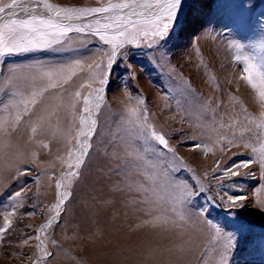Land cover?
<instances>
[{
    "label": "rangeland",
    "instance_id": "rangeland-1",
    "mask_svg": "<svg viewBox=\"0 0 264 264\" xmlns=\"http://www.w3.org/2000/svg\"><path fill=\"white\" fill-rule=\"evenodd\" d=\"M44 2L95 8L123 0ZM50 11L42 17L82 30L43 50L0 55V264H264V0H186L164 39L141 35L139 45L117 47L111 69L112 45L98 33L110 35L116 22ZM69 66L70 75L30 102L45 73ZM246 66H255L256 89L243 78ZM81 118L86 131L95 127L78 146ZM81 151L80 166L69 168ZM248 160L238 175H223ZM231 193L245 197L240 207H227Z\"/></svg>",
    "mask_w": 264,
    "mask_h": 264
},
{
    "label": "snow or ice",
    "instance_id": "snow-or-ice-1",
    "mask_svg": "<svg viewBox=\"0 0 264 264\" xmlns=\"http://www.w3.org/2000/svg\"><path fill=\"white\" fill-rule=\"evenodd\" d=\"M182 0H123L121 3H110L106 7H95V8H53L51 4H48L42 0L43 8L54 10L57 16L61 14L64 15L67 19L81 18L90 14L97 13H112L113 15L108 17V19L116 22V26L114 31L110 33V35L105 36L103 33H98L100 35L101 40L106 44H111L113 51L111 52V59H109L108 67L111 69V65L113 63L114 58L117 53L115 49L117 47H122L125 44L129 45H139V39L141 35L147 37L149 34L159 37L161 40L165 38L169 30V26L173 25L178 17V12L181 6ZM5 9H9L11 11L8 12V18L4 20L2 24H0V55H3L5 52L8 53H17V52H29L34 50H43L45 48L51 47L53 44L60 43V37H62L67 31L75 30L77 32L81 31V27L73 26L71 24H63V23H54L51 19H45L42 16L38 15H28V13L35 12L36 8L33 7L31 10L28 7L22 6L20 0H12L11 3L4 4L0 6V13H4ZM19 9V11H17ZM127 9L129 16H144L146 19L143 20H127L124 16L121 15L123 10ZM155 9L156 11H152ZM20 12L26 14L27 18H17L20 15ZM142 25H150L151 27H141ZM87 27V26H86ZM104 28L113 27V25H104ZM133 29V30H130ZM5 32L8 34V42H5ZM124 37V39H121ZM155 44V41H151L149 43V47H152ZM238 50L241 48V45H234ZM240 59V57H237ZM251 58L244 57V62L248 65V62ZM79 62H77V66ZM99 67V65H97ZM255 66H246L244 71L247 73L244 79L247 80L249 85L256 89L257 85L253 83L252 70ZM261 75V84H264V66L260 69ZM71 66L68 68H61L53 73H45L47 76V83L44 85V88L34 91L32 93L31 103H35V98L42 93V91L47 90V88H55L60 83L61 79L66 75H70ZM109 75L111 72L109 71ZM93 81H88L87 83H91ZM107 81L104 79L100 80L101 84L106 83ZM84 85L82 84L81 87ZM103 89L94 90L96 100L95 107L99 108L100 103L103 100V97L100 93ZM76 98L80 97V92L77 91L75 94ZM259 95L262 99H264V91H260ZM91 96V94H90ZM84 103V112H89V103L90 99L86 97L83 101ZM143 103V101H140ZM134 114V113H133ZM20 117H17L19 120ZM146 119V116H145ZM86 123L84 118L80 120V130L77 135V145H80V136H90L94 131L95 121H91V126L87 129H84V124ZM3 125H0L2 127ZM35 131V129H33ZM70 131V130H69ZM151 136L157 141L160 145L165 148L168 147L167 140L163 134L157 133L154 129L151 131ZM229 145L235 146V141L232 139L227 140ZM84 148H87L88 145L84 144ZM202 148L205 150V153L209 151L208 145L202 144H194L193 149ZM253 152L256 151L255 148L252 149ZM171 151V149H169ZM262 154H264V149H261ZM85 155L83 151L80 152L79 155L75 157V165L71 162V156L69 160V168L79 167L82 163L80 156ZM255 162L254 160L243 161L241 163L235 164L233 167L225 168L223 170V175L227 176L229 173L235 176L238 175V169L241 167L247 168ZM261 169H264V155H262L260 161ZM219 164V161H217ZM71 175H77L78 173H71ZM61 183H57V189L61 188ZM202 192L203 188H199L193 191H186V196L188 198L194 197L197 192ZM15 195H19L16 193ZM11 198V197H10ZM245 197H229V202L227 204L228 208L240 207L239 201H243ZM64 197L60 196L57 203L54 205V209L57 211V215H59V209L63 203ZM51 226V222L42 226L40 231H43L47 227ZM217 232L223 231L218 225H213ZM229 241L234 242L231 235L227 234ZM49 255H51L49 253Z\"/></svg>",
    "mask_w": 264,
    "mask_h": 264
},
{
    "label": "bare ground",
    "instance_id": "bare-ground-1",
    "mask_svg": "<svg viewBox=\"0 0 264 264\" xmlns=\"http://www.w3.org/2000/svg\"><path fill=\"white\" fill-rule=\"evenodd\" d=\"M141 2H143V0H141ZM184 2H186V0H182V3L181 4H183ZM20 3L22 4V6H25V7H28L30 10L33 8V7H35L36 8V11L33 13V12H29L28 13V15H38V16H44V17H52V12L49 10V9H46V8H43V6H42V3L41 2H38V1H36V0H20ZM9 11H11V10H9V9H5V12L4 13H0V21L5 17V16H8V12ZM17 11H19V9H17ZM152 11H156L155 9H153ZM105 14H107V15H105V16H107V17H110V16H112L113 14L112 13H105ZM121 15L122 16H124L125 18H127V19H130V20H137V19H146V17H144V16H129V14H128V10L127 9H125V10H123V12L121 13ZM19 16H21V17H17V18H24V17H26V14L25 13H23V12H20V15ZM103 15H98L97 17H95L96 19H100V20H103L102 18H104V17H102ZM137 17H140V18H137ZM137 18V19H136ZM107 19V18H106ZM109 20V19H108ZM105 22V21H104ZM2 24V23H1ZM188 31V30H187ZM190 33V32H189ZM16 75V74H15ZM22 75V74H21ZM20 75V76H21ZM16 77H18V76H16ZM13 78H14V76H13ZM20 79H21V77H19ZM3 85H4V83H3ZM2 88H4V87H2ZM2 91H3V89H2ZM27 111V110H26ZM28 112V111H27ZM24 114V113H23ZM231 197H238V194L237 193H231ZM201 206H202V204H201ZM202 211H204V210H202ZM40 244L43 246V247H45L46 249H47V247L44 245V242L42 241V240H40ZM260 256V255H259ZM259 256H258V258H259ZM257 257V256H256ZM260 259V258H259ZM261 259H264V258H261ZM260 261V260H259ZM260 263V262H259ZM262 263H264V261L262 262ZM261 264V263H260Z\"/></svg>",
    "mask_w": 264,
    "mask_h": 264
},
{
    "label": "water",
    "instance_id": "water-1",
    "mask_svg": "<svg viewBox=\"0 0 264 264\" xmlns=\"http://www.w3.org/2000/svg\"><path fill=\"white\" fill-rule=\"evenodd\" d=\"M18 17H21V16H18ZM142 17V16H141ZM8 18V16H5L1 21H0V24L4 22V20H6ZM137 18H140V17H137ZM136 18V19H137Z\"/></svg>",
    "mask_w": 264,
    "mask_h": 264
}]
</instances>
